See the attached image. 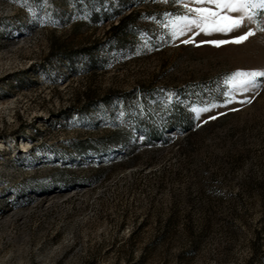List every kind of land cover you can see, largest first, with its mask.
Segmentation results:
<instances>
[{"label":"rangeland","instance_id":"374dc122","mask_svg":"<svg viewBox=\"0 0 264 264\" xmlns=\"http://www.w3.org/2000/svg\"><path fill=\"white\" fill-rule=\"evenodd\" d=\"M185 3L0 0V264H264V31Z\"/></svg>","mask_w":264,"mask_h":264},{"label":"snow or ice","instance_id":"6c2138e0","mask_svg":"<svg viewBox=\"0 0 264 264\" xmlns=\"http://www.w3.org/2000/svg\"><path fill=\"white\" fill-rule=\"evenodd\" d=\"M176 2L180 3L181 0H176ZM193 2L201 7H189L185 3L183 7L187 9V12L184 15L171 17L170 28L173 39L177 34L184 35L185 32L192 31L193 28L199 29L205 34L229 32L240 28L245 21L256 24L260 31H264V26H261L264 25V21L258 19V17L264 16V0H193ZM203 5H214L215 8ZM231 13L238 14L231 15ZM165 15L169 16L170 14L165 13ZM250 35H254V30L251 27L236 36L234 40L240 42ZM183 42L188 43L189 40ZM226 42L225 40L207 41V43L217 46ZM257 77H264V70L237 71L231 74L230 81H226V83L230 82L232 87L248 91L250 87L258 86ZM200 111H207V109H200Z\"/></svg>","mask_w":264,"mask_h":264},{"label":"trees","instance_id":"16d2710c","mask_svg":"<svg viewBox=\"0 0 264 264\" xmlns=\"http://www.w3.org/2000/svg\"><path fill=\"white\" fill-rule=\"evenodd\" d=\"M129 19V17L123 18L119 21V23L113 27L114 30H119L121 32H124L128 26L127 24V20Z\"/></svg>","mask_w":264,"mask_h":264}]
</instances>
